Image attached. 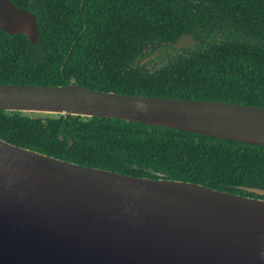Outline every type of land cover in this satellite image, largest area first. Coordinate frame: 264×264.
<instances>
[{
	"label": "trees",
	"instance_id": "1",
	"mask_svg": "<svg viewBox=\"0 0 264 264\" xmlns=\"http://www.w3.org/2000/svg\"><path fill=\"white\" fill-rule=\"evenodd\" d=\"M40 36L0 30V83L264 107V0H12ZM183 35L197 41L177 49ZM0 111V139L133 177L252 198L264 147L96 117Z\"/></svg>",
	"mask_w": 264,
	"mask_h": 264
},
{
	"label": "water",
	"instance_id": "2",
	"mask_svg": "<svg viewBox=\"0 0 264 264\" xmlns=\"http://www.w3.org/2000/svg\"><path fill=\"white\" fill-rule=\"evenodd\" d=\"M0 30L32 44L40 36L36 15L12 0H0ZM195 44L183 35L175 47ZM0 111L103 117L264 147V107L0 83ZM0 264H264V198L84 167L0 139Z\"/></svg>",
	"mask_w": 264,
	"mask_h": 264
},
{
	"label": "flooded vegetation",
	"instance_id": "3",
	"mask_svg": "<svg viewBox=\"0 0 264 264\" xmlns=\"http://www.w3.org/2000/svg\"><path fill=\"white\" fill-rule=\"evenodd\" d=\"M194 39H195V38H194ZM196 43H197V41H196ZM195 45H196V44H195ZM195 45H194V46H195ZM194 46H193V47H194ZM193 47H192V48H193ZM187 49H190V48H187Z\"/></svg>",
	"mask_w": 264,
	"mask_h": 264
},
{
	"label": "rangeland",
	"instance_id": "4",
	"mask_svg": "<svg viewBox=\"0 0 264 264\" xmlns=\"http://www.w3.org/2000/svg\"><path fill=\"white\" fill-rule=\"evenodd\" d=\"M34 115H38V114L35 113Z\"/></svg>",
	"mask_w": 264,
	"mask_h": 264
}]
</instances>
